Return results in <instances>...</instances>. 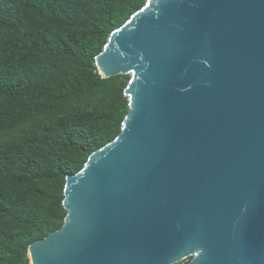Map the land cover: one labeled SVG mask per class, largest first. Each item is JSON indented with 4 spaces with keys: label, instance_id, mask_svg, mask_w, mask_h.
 Wrapping results in <instances>:
<instances>
[{
    "label": "water",
    "instance_id": "obj_1",
    "mask_svg": "<svg viewBox=\"0 0 264 264\" xmlns=\"http://www.w3.org/2000/svg\"><path fill=\"white\" fill-rule=\"evenodd\" d=\"M94 62L128 111L29 264H264V0H146Z\"/></svg>",
    "mask_w": 264,
    "mask_h": 264
},
{
    "label": "trees",
    "instance_id": "obj_2",
    "mask_svg": "<svg viewBox=\"0 0 264 264\" xmlns=\"http://www.w3.org/2000/svg\"><path fill=\"white\" fill-rule=\"evenodd\" d=\"M146 0H0V264L57 230L65 177L112 141L129 75L94 58Z\"/></svg>",
    "mask_w": 264,
    "mask_h": 264
},
{
    "label": "rangeland",
    "instance_id": "obj_3",
    "mask_svg": "<svg viewBox=\"0 0 264 264\" xmlns=\"http://www.w3.org/2000/svg\"><path fill=\"white\" fill-rule=\"evenodd\" d=\"M189 257L188 258H186V259H184V260H182V261H180V262H178V263H176V264H186L188 261H189Z\"/></svg>",
    "mask_w": 264,
    "mask_h": 264
}]
</instances>
